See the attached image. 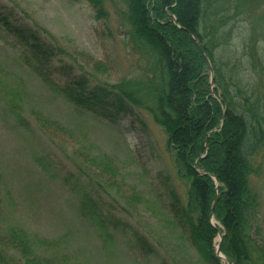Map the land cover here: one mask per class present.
Here are the masks:
<instances>
[{"label":"rangeland","instance_id":"374dc122","mask_svg":"<svg viewBox=\"0 0 264 264\" xmlns=\"http://www.w3.org/2000/svg\"><path fill=\"white\" fill-rule=\"evenodd\" d=\"M254 2L253 17L261 24L254 30L260 38L262 66H253L244 48L254 22L249 16L234 22L231 39L218 52L234 51L233 71L242 78L243 89L250 99L257 96L263 102L264 39L257 29L263 28L264 33V0ZM104 5L108 15L103 18L95 17L87 0H0V12L10 14L19 25L45 28L49 34L43 35L65 49L67 54L54 56L47 68L57 82H66L59 69L62 61L72 64L76 74L83 69L108 82L145 72V59L129 39L125 0H104ZM18 53L14 39L0 25L1 235L7 237L11 228H20L31 241L52 242L47 249L40 247L37 254L43 259L52 256L56 264L64 258L74 264H138L139 260V264H158V255L168 249L174 260L185 257L179 264H201L186 237L169 224L168 203L175 197L179 205L184 202L186 184L177 178L165 133L149 112L135 108L133 114L119 115L113 121L77 115ZM3 82L10 86L8 94L22 103L30 121L27 128L17 124L5 105ZM30 110L57 119L67 131L40 128ZM84 152L110 159L115 169L98 172L84 159ZM252 167L250 188L260 200L257 221L261 235L256 238L262 240L264 135ZM131 190L142 196L137 207L128 202ZM85 191L109 210L115 222L113 240H103L95 225L79 214L78 200ZM136 233L146 236L157 253H137ZM219 240L220 234L214 238L215 247ZM216 255L222 256L221 251Z\"/></svg>","mask_w":264,"mask_h":264},{"label":"trees","instance_id":"16d2710c","mask_svg":"<svg viewBox=\"0 0 264 264\" xmlns=\"http://www.w3.org/2000/svg\"><path fill=\"white\" fill-rule=\"evenodd\" d=\"M87 1L94 7L95 17H107L104 0ZM125 3L129 39L145 59V72L115 82L99 79L83 69L76 74L72 64L64 61L59 69L66 82H57L47 68L54 56L67 53L43 35L49 32L39 25H19L10 14L1 12L0 25L17 44L18 57L77 115L113 121L119 115L133 114L135 108H144L161 126L174 172L186 184L184 202L179 205L175 197L168 203V223L186 237L198 262L225 264L216 255L214 245L215 236L221 234L219 249L226 264H264V239L256 238L261 235L257 221L260 200L257 191L250 188L252 157L264 135V101L257 96L250 99L243 89L242 78L233 71L234 51L218 52L231 39L234 22L249 16L254 22L244 48L252 65L262 66L260 38L254 30L261 24L253 17L254 0ZM257 32L264 39L263 28ZM256 58L259 63H255ZM3 88L5 105L17 124L27 128L30 121L22 103L14 94H8L10 86L4 82ZM30 114L42 129L67 131L53 117L32 110ZM84 159L98 172L115 169L108 158L98 159L84 152ZM90 194H81L79 214L95 225L103 240H113L115 222L103 203ZM127 198L137 207L142 196L131 190ZM135 239L137 253H157L146 236L136 233ZM51 243L31 241L22 229L11 228L7 237L0 233V264H56L52 256L43 259L37 254L40 247L47 249ZM170 252L168 249L158 255V264H179L185 259L174 260ZM57 264L74 263L64 258Z\"/></svg>","mask_w":264,"mask_h":264},{"label":"water","instance_id":"95a60500","mask_svg":"<svg viewBox=\"0 0 264 264\" xmlns=\"http://www.w3.org/2000/svg\"><path fill=\"white\" fill-rule=\"evenodd\" d=\"M214 202H215V199H214V201H213V203H212V205H211V212L213 211ZM220 238H221V235H220ZM219 246H220V241L218 242L217 253L220 252V250H219ZM219 256H221V255H219ZM221 257H223V256H221ZM223 258H224V257H223ZM224 259H226V258H224Z\"/></svg>","mask_w":264,"mask_h":264},{"label":"bare ground","instance_id":"6f19581e","mask_svg":"<svg viewBox=\"0 0 264 264\" xmlns=\"http://www.w3.org/2000/svg\"><path fill=\"white\" fill-rule=\"evenodd\" d=\"M217 249H218V244L216 245L215 247V252H217ZM220 250V249H219ZM224 258H226L225 256H223ZM223 257H221L223 259V261L226 263L227 262V259H224ZM226 260V261H225Z\"/></svg>","mask_w":264,"mask_h":264}]
</instances>
